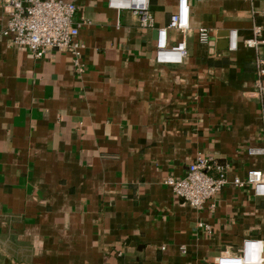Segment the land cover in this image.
I'll use <instances>...</instances> for the list:
<instances>
[{"label": "crops", "instance_id": "crops-1", "mask_svg": "<svg viewBox=\"0 0 264 264\" xmlns=\"http://www.w3.org/2000/svg\"><path fill=\"white\" fill-rule=\"evenodd\" d=\"M63 1L76 6L81 71L68 53L34 59L0 36V264H214L264 241V197L233 185L264 174V156L249 154L263 146L264 100L246 97L264 45L242 44L253 26L264 39V0H190L180 65L154 60L177 0H150L153 29L107 0ZM199 155L228 169L213 211L163 184Z\"/></svg>", "mask_w": 264, "mask_h": 264}, {"label": "built area", "instance_id": "built-area-1", "mask_svg": "<svg viewBox=\"0 0 264 264\" xmlns=\"http://www.w3.org/2000/svg\"><path fill=\"white\" fill-rule=\"evenodd\" d=\"M215 2L217 0H202ZM190 0H177L167 25L156 28L154 60L160 65H180L187 56L186 35L190 30ZM150 0H107L109 9L130 11L138 19L141 29H153L154 20L150 13ZM76 6L63 0H5L3 13L5 27L0 36L8 38L12 47L26 49L34 59H41L46 53L56 50L68 53L73 58L78 71L82 70L79 52L82 45L78 41L79 24L74 22ZM172 33L179 35V40L172 41ZM198 41L207 44L210 32L199 29ZM227 50L234 52L238 48L236 30H229ZM250 49L259 51L264 45L262 29L253 26L251 37L242 41ZM258 78L253 90L246 97L258 101L264 100V59L256 61ZM249 154L264 156L263 146L252 149ZM228 169L225 164L211 156H197L187 167L183 177L167 176L163 184L171 189L173 195L182 199L191 208L201 210L208 204L209 210L215 208V199L228 183ZM236 187L249 186L255 197H264V174L259 170L248 171L244 180L234 179ZM197 229L210 234V226L204 222L196 225ZM184 252V249H181ZM214 264H264V241L244 239L236 253H222L214 258Z\"/></svg>", "mask_w": 264, "mask_h": 264}, {"label": "water", "instance_id": "water-1", "mask_svg": "<svg viewBox=\"0 0 264 264\" xmlns=\"http://www.w3.org/2000/svg\"><path fill=\"white\" fill-rule=\"evenodd\" d=\"M227 36H228V35H227ZM225 43H226V46H227V45H228V41H227V39H226Z\"/></svg>", "mask_w": 264, "mask_h": 264}]
</instances>
